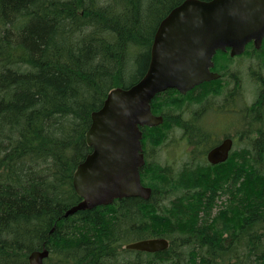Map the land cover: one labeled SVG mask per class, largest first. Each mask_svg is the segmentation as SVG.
Instances as JSON below:
<instances>
[{
  "label": "trees",
  "instance_id": "trees-1",
  "mask_svg": "<svg viewBox=\"0 0 264 264\" xmlns=\"http://www.w3.org/2000/svg\"><path fill=\"white\" fill-rule=\"evenodd\" d=\"M181 1L0 0V264H28L43 245L45 264H264V137L216 165L194 142L200 156L175 171L140 168L148 199L64 216L81 200L72 179L92 150L91 112L142 77L159 21ZM258 88L263 120L264 78ZM152 237L168 248H122Z\"/></svg>",
  "mask_w": 264,
  "mask_h": 264
},
{
  "label": "water",
  "instance_id": "water-1",
  "mask_svg": "<svg viewBox=\"0 0 264 264\" xmlns=\"http://www.w3.org/2000/svg\"><path fill=\"white\" fill-rule=\"evenodd\" d=\"M264 38V0H182L159 21L150 47L146 73L135 83L116 86L101 107L91 112L86 141L92 147L78 163L73 187L81 200L64 216L113 203L116 199H148L151 188L142 183L140 168L144 126L158 125L150 102L159 92L176 88L186 92L219 76L210 70L217 50L230 48V55L244 52ZM232 142L223 140L206 157L209 163L225 162ZM165 237L138 239L125 249L155 253L167 249ZM49 249L44 245L28 255V264H45Z\"/></svg>",
  "mask_w": 264,
  "mask_h": 264
},
{
  "label": "flooded vegetation",
  "instance_id": "flooded-vegetation-1",
  "mask_svg": "<svg viewBox=\"0 0 264 264\" xmlns=\"http://www.w3.org/2000/svg\"><path fill=\"white\" fill-rule=\"evenodd\" d=\"M260 48L255 47L252 40L245 45L244 52L238 55L231 56L230 48H226L225 51L217 50L210 68L219 74L217 78L197 84L186 92L167 88L152 98L150 102L152 114L160 116L162 120L156 125L158 136L153 138L142 136L144 165L149 160L147 155L150 149L156 154L160 153L159 148L171 150L185 147L186 153H190L193 148L199 150V147L193 146L192 143H206L204 146L206 156L213 147L225 139H230L232 142L230 155L233 150L242 149V144L248 146L263 139L264 117L260 120L259 127L256 124L260 114L258 87H261L264 78V65L260 64V58L257 56ZM248 51L251 54H245ZM219 53L221 55L216 56ZM218 58L221 61L218 62ZM169 104L172 106H168ZM164 124H169L170 128L161 135ZM178 126L181 129H177ZM146 127L148 126H143ZM199 129L203 131L199 132ZM153 160L152 162H156ZM171 168L172 171L177 170L173 166Z\"/></svg>",
  "mask_w": 264,
  "mask_h": 264
},
{
  "label": "rangeland",
  "instance_id": "rangeland-1",
  "mask_svg": "<svg viewBox=\"0 0 264 264\" xmlns=\"http://www.w3.org/2000/svg\"><path fill=\"white\" fill-rule=\"evenodd\" d=\"M217 61L219 62V61H221V59L218 58ZM134 77H135L134 73L131 74V75H127L125 77V83L126 82L129 83V82L133 81ZM258 93H259V90H258ZM256 121H257L256 124L259 127L260 124H261V121L259 119H256ZM167 128H170V125L169 124H164V127L161 129V133L160 134L164 135ZM157 129H158V127L156 128V131H155L156 135L155 136L159 135V132L157 131ZM177 129H181V127L178 126ZM147 131H149V130H146V133H147ZM155 136L145 135V137H148V138H153ZM173 145H175V144H173ZM242 147H247V146H246V144H242ZM158 148H159V146H158ZM249 149L251 150V153L253 155V153H254L253 150L251 148H249ZM159 151H160V153H156L155 154L154 151L150 149V155L154 156V154H155L156 156L154 158L155 160L149 159V161H147V163L152 161V160L156 161L159 165H164L165 163H170L173 166V168L179 169V168H181V166L186 161H188L194 155L200 156L199 150H195L194 148L190 150V153H186L185 147L184 148L183 147L175 148V149H171V150H162V148H159ZM174 158H176L177 160H175ZM202 161L204 163H208L205 155L202 156ZM259 164H260V166L262 168H264V160L262 162H259ZM147 166H149V165H147ZM147 169L145 168L144 171H147ZM132 241H134V240H132ZM122 248L124 250V244H123ZM122 248L119 249V250L122 251ZM127 255L128 256H134V253H130L129 252ZM218 264H222V263H218Z\"/></svg>",
  "mask_w": 264,
  "mask_h": 264
}]
</instances>
